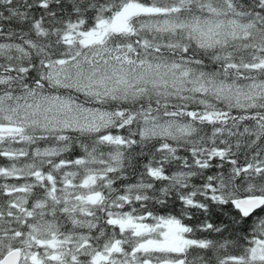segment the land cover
Masks as SVG:
<instances>
[{
    "label": "snow or ice",
    "instance_id": "snow-or-ice-1",
    "mask_svg": "<svg viewBox=\"0 0 264 264\" xmlns=\"http://www.w3.org/2000/svg\"><path fill=\"white\" fill-rule=\"evenodd\" d=\"M0 264H264V0H0Z\"/></svg>",
    "mask_w": 264,
    "mask_h": 264
}]
</instances>
